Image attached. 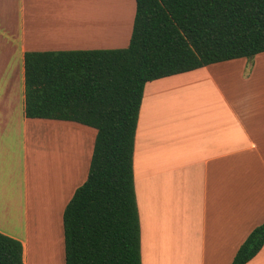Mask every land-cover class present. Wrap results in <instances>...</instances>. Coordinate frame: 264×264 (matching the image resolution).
Returning <instances> with one entry per match:
<instances>
[{
    "label": "crops",
    "instance_id": "obj_1",
    "mask_svg": "<svg viewBox=\"0 0 264 264\" xmlns=\"http://www.w3.org/2000/svg\"><path fill=\"white\" fill-rule=\"evenodd\" d=\"M81 3L88 0H15L12 39L0 37V232L22 243L23 264H58L56 233L28 261L33 188L41 195L37 207L50 204L62 224L64 207L87 177L96 134L74 121L25 116L24 53L125 47L130 37L133 17L124 36L115 30L114 42L112 31L109 41L86 35L102 25L70 20ZM72 29L81 32L73 36ZM253 59L144 85L133 155L142 264H231L264 222V52ZM253 64L256 80L246 88L232 89L218 76ZM54 127L76 132L79 148L68 142L65 149ZM246 264H264V245Z\"/></svg>",
    "mask_w": 264,
    "mask_h": 264
},
{
    "label": "trees",
    "instance_id": "obj_2",
    "mask_svg": "<svg viewBox=\"0 0 264 264\" xmlns=\"http://www.w3.org/2000/svg\"><path fill=\"white\" fill-rule=\"evenodd\" d=\"M128 44L26 51L24 114L96 130L86 179L62 213L64 264H142L134 137L144 85L264 52V0H134ZM264 222L238 247L246 264ZM0 264H23L22 243L0 232Z\"/></svg>",
    "mask_w": 264,
    "mask_h": 264
},
{
    "label": "rangeland",
    "instance_id": "obj_3",
    "mask_svg": "<svg viewBox=\"0 0 264 264\" xmlns=\"http://www.w3.org/2000/svg\"><path fill=\"white\" fill-rule=\"evenodd\" d=\"M104 1L106 0H94L93 11L91 7V0H88L87 7L82 6L81 3L82 7L77 11V18H70V20L77 23H82V21H84V23H93L94 25L101 24V29H92L93 31H88L86 35H90L94 32V36L99 37L101 35L103 41H109L110 32L112 31V40L114 42V32L116 29H118L119 35L124 36L127 33L130 21L133 17L132 14L134 12L135 4L134 0H109L113 1V3L108 6L104 3ZM14 24L15 0H0V37L9 40L12 39L10 38V36L12 35L11 33H13ZM79 32L81 31L76 29L71 31V34L74 36L78 35ZM122 40L124 41L125 39ZM246 59L250 61L249 63H253V57ZM245 65L246 63L244 64V66ZM244 66L237 68L236 70H225L222 72L220 71L221 73L218 74V76H220L221 78L223 77V81H225V84L232 89L239 90L242 88H246L250 86L248 82H251L252 84L254 80H256V64H253V66L249 65V67H246L245 70L243 69ZM250 71L251 75L249 77H246V75H249ZM53 129L56 130L55 133L62 134V139L60 143H63L65 149L67 147L68 142L70 143L71 150L76 151L79 148V141L75 136L77 135L76 132H70L71 130L63 127H54ZM38 195L41 196L40 193L37 191V187H34V207H32L31 209L33 211L35 210V217H31L30 219L28 261L30 262V259L32 260L33 252H35V254H41L43 249H47L49 245H52L56 233L57 238L59 239V256L57 263L64 264L63 231L61 218H59V215H56L54 217V213L50 204L44 205L43 208L41 207L40 210L37 205H39L42 201H37ZM45 200L47 201V199Z\"/></svg>",
    "mask_w": 264,
    "mask_h": 264
}]
</instances>
